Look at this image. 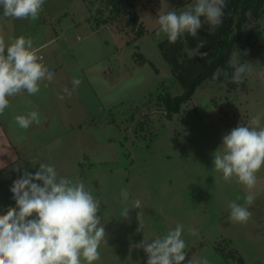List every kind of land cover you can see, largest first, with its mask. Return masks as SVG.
Segmentation results:
<instances>
[{
    "label": "rangeland",
    "instance_id": "1",
    "mask_svg": "<svg viewBox=\"0 0 264 264\" xmlns=\"http://www.w3.org/2000/svg\"><path fill=\"white\" fill-rule=\"evenodd\" d=\"M185 1L138 0L135 10L146 29L139 38L124 26L122 15L94 28L95 22L108 13L101 0H45L35 21L0 14V35L6 43L20 36L31 38L37 54L42 55L40 62L54 73V84L40 88L38 94L25 98L27 106L23 104L32 112L35 101H40L45 104L46 118H50L46 127L42 123L28 128L35 147L38 143L34 139H40L35 152L41 151L45 157L31 163V170L36 172V163L52 165L58 177L74 183L82 181L99 199L98 215L106 238L99 248L98 264H147V254L137 245L144 239L150 242L164 236L178 224L183 225L188 258H207L209 264H234L232 260L224 261L214 249L218 242L225 247L227 239L228 247L236 249L247 264H264V167L249 193L235 177L224 180L213 164L214 153L232 128L246 126L257 115L264 126V16L248 35L247 48L233 55L237 65H251L243 83L228 89L225 84L206 80L179 104L177 111L170 112L164 99L179 98L183 91L158 47V42L167 36H156L157 19L160 14L179 13L195 3L191 0L181 5ZM141 50L146 53L141 52L147 65L136 74L126 75L140 76L144 82L151 74L158 75L154 86L134 92L138 84L129 82L114 100L116 90L107 88L108 82L98 77L91 80L92 97L73 101L63 91L72 83L67 75L84 77L83 70L91 66L106 64L115 55L125 62L130 57L125 56L126 52L133 57L135 51ZM197 53V48L186 45L178 59L183 62ZM117 64L124 66L126 62ZM130 92L131 96H127ZM61 95L64 99L59 98ZM18 101L10 103L9 108L23 115L24 106ZM54 101L69 103L65 104L64 115L70 111L72 119L80 122L66 129L57 141L52 129ZM45 130L48 133L44 134ZM123 189L129 193L127 201L121 197ZM248 194L255 197L251 206L245 205ZM136 200L141 201L140 208L134 207ZM232 201L248 207L252 217L247 223L230 220L228 204ZM125 211L127 217L123 215ZM189 229H196L198 235H191Z\"/></svg>",
    "mask_w": 264,
    "mask_h": 264
},
{
    "label": "clouds",
    "instance_id": "2",
    "mask_svg": "<svg viewBox=\"0 0 264 264\" xmlns=\"http://www.w3.org/2000/svg\"><path fill=\"white\" fill-rule=\"evenodd\" d=\"M44 3L45 0H0V8L4 17L35 21ZM225 5L226 0H195L179 13L160 14L156 36L165 34L171 44L185 33L195 38L202 27V17L211 33L222 23ZM40 60L31 38L20 36L6 43L0 35V115L10 106L9 98L25 91L29 95L38 94L42 83L54 79V73ZM229 64L234 68L231 82L243 83L251 72L250 63L237 65L230 59ZM223 74L228 76L227 72ZM219 75L217 70L213 79ZM78 84V80L74 81V85ZM63 91L71 95L69 89ZM15 121L26 130L34 122L39 124L40 116L32 111L17 115ZM213 164L216 171L222 172L224 180L235 177L251 193L257 184V173L264 167V126L258 115L246 126L238 124L223 136ZM10 191L16 206L0 214V264H95L100 260L99 248L106 238L98 215L100 201L82 181L74 183L58 177L54 166L41 163L35 173L25 169L13 181ZM128 196V191L123 189L121 197L127 201ZM254 199L252 194L246 195L245 205L251 206ZM247 206L229 202L230 220L247 223L252 217ZM134 207L140 208L141 201L136 200ZM123 215L127 217L128 211ZM189 232L198 235L196 229ZM182 233L183 225L178 224L164 236L150 242L144 239L137 247L147 254V264H185V261L186 264H209L207 258H188Z\"/></svg>",
    "mask_w": 264,
    "mask_h": 264
},
{
    "label": "trees",
    "instance_id": "3",
    "mask_svg": "<svg viewBox=\"0 0 264 264\" xmlns=\"http://www.w3.org/2000/svg\"><path fill=\"white\" fill-rule=\"evenodd\" d=\"M101 2L108 9V13L99 22H95L94 28L108 23L115 16L122 15L124 26L134 33L135 38L145 33L143 22L135 10L138 0H101ZM223 11L222 23L211 33L210 26L202 17V27L197 37L193 38L185 33L174 44L169 43L167 37L158 42V47L170 67L171 74L183 91V95L179 98L164 99L165 108L170 112L177 111L179 104L188 100L195 89L206 80L225 84L228 89L236 86V83L231 82L234 68L229 64V60L233 59L234 53L240 54L247 48L248 35L252 29L259 26V20L264 16V0H226ZM0 14H3L2 8H0ZM87 20L90 21L89 18ZM128 42L126 41L127 44ZM186 45L193 49L197 48L198 53L187 57L182 62L178 59V53ZM133 57L138 64L146 61L140 51H135ZM149 64L153 66L151 62ZM152 68L157 71L156 67ZM217 70H220L219 78L213 79V73ZM225 72L228 73L227 77L223 74ZM229 242L225 240L227 244L225 247L219 242L215 243V251L224 261L232 260L234 264H247L236 249L228 247Z\"/></svg>",
    "mask_w": 264,
    "mask_h": 264
},
{
    "label": "crops",
    "instance_id": "4",
    "mask_svg": "<svg viewBox=\"0 0 264 264\" xmlns=\"http://www.w3.org/2000/svg\"><path fill=\"white\" fill-rule=\"evenodd\" d=\"M189 1L191 0H186L181 5H185ZM140 47H143V44H140ZM140 52H143L146 55L144 50H141ZM127 54H129L130 57L128 60L125 61L126 65L124 66L123 65L119 66L117 64V61H121V63H125V62L120 60L115 55L112 57V61L108 60L106 64L99 65V66L94 65V66H91L92 68L90 67L91 69L89 70L87 69L83 70L85 71L84 77L83 75H78L77 73L76 75L74 74L75 76L67 75L66 76L67 80L70 82L72 81V83H69V86H70L69 90L71 91V95H70L71 99L73 101H76V100L80 101L82 97L83 98H86V96L92 97V93H94L92 87H94V84L91 83V80L96 81L98 80V77L99 78L101 77V79L104 80V82L105 81L108 82V83L105 82L107 88L111 87L113 88L112 91L116 90L113 93L114 100L115 98L118 97V95L123 93L122 92L123 86L128 87L129 82H132V83L136 82L138 84L134 92L138 88L145 89V88L154 86L159 80L158 75L154 77L151 74L150 78H147L145 82L140 76L133 75L134 77H129L128 75H126V72H130L131 74L132 73L136 74L139 68H142L147 65L146 63L136 64V62L134 61V58L131 56V53L126 52L125 54L126 57H127ZM120 68H123V69L120 70ZM53 80L51 82L45 81L44 83L41 84L40 88L45 87V84L46 85H48L49 83L54 84ZM74 80H78L79 84L74 85ZM119 85H121V87H119ZM73 88L75 89L74 91H73ZM131 94L132 93L130 92L129 95L127 96H131ZM31 96L32 95H29L25 91L17 96L9 98V100L12 105L18 103L19 102L18 100H21L22 106L24 105L27 106L28 101L25 98H31ZM35 102L36 104H35V107H33V109H35V111L39 113L40 123L37 124L34 122L32 123L33 125L31 127H34V126L39 127L40 125H42V123H44L43 127L44 126L46 127L47 122L50 120V118H46V111L44 109L45 104L42 105L40 101H35ZM65 104L67 106L70 105L67 102L65 103L63 102L62 104L60 103V101H54V105H56V111H55V118H54L55 123L53 121L55 125L52 126V129L55 131L53 135L56 134V136H54L56 141L66 129H72L78 123H80V122H77L75 119H72L74 114L71 115L70 111H68L67 115H64ZM27 108L29 107L24 106V108L22 109L24 110L23 113L21 112L23 115H27L31 111L30 108L29 109ZM16 116H17L16 109L12 111L9 107L5 109V112L3 113V115H0V214H4L7 212L9 208H14L16 206L15 200L13 199V193L10 191V187L13 181L19 178L25 169L32 173L31 169L33 168L34 164H31V163H34V161L38 162L39 160H43L45 158L43 155V152L41 151L35 152V148L39 149L40 139L39 138L34 139L35 142L38 143L37 146L35 147L32 138L29 136L30 132L28 131V129H26V131H22L23 129H21L19 126L18 127L20 128V130L16 129L15 123H14L16 122L15 121ZM90 118L91 117L87 119H90ZM201 120L203 121L202 117H201ZM218 129H219V126L215 128L214 130L217 131ZM45 131H44L45 132L44 134L48 133L47 130ZM31 135L33 134L31 133ZM42 135L43 134H41V136ZM35 166H36V171H37L39 167L38 163H36ZM17 169H19V171ZM95 264H98V261L95 262Z\"/></svg>",
    "mask_w": 264,
    "mask_h": 264
},
{
    "label": "water",
    "instance_id": "5",
    "mask_svg": "<svg viewBox=\"0 0 264 264\" xmlns=\"http://www.w3.org/2000/svg\"><path fill=\"white\" fill-rule=\"evenodd\" d=\"M135 47H136V49H138V48H139V46H137V45H136Z\"/></svg>",
    "mask_w": 264,
    "mask_h": 264
},
{
    "label": "built area",
    "instance_id": "6",
    "mask_svg": "<svg viewBox=\"0 0 264 264\" xmlns=\"http://www.w3.org/2000/svg\"><path fill=\"white\" fill-rule=\"evenodd\" d=\"M40 58L42 57V55H38Z\"/></svg>",
    "mask_w": 264,
    "mask_h": 264
}]
</instances>
